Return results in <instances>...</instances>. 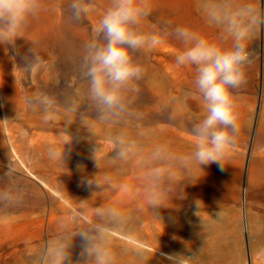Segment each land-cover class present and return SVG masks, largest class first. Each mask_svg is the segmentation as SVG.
I'll list each match as a JSON object with an SVG mask.
<instances>
[{"label":"rangeland","instance_id":"obj_1","mask_svg":"<svg viewBox=\"0 0 264 264\" xmlns=\"http://www.w3.org/2000/svg\"><path fill=\"white\" fill-rule=\"evenodd\" d=\"M67 2L45 0V11L32 23L24 37L17 40L15 47L11 50L0 47V51L7 52L17 73V77L4 75L0 81L7 107L2 108L0 102V192L12 190L20 194L18 202L9 204L0 201V205L3 203L10 208L35 210L28 214L0 211V264L18 262L26 256L31 262L43 264L41 255L35 252V246L41 243L44 247L46 241L56 235L58 221L68 216L70 211L74 212L80 201L87 202L89 213L98 206H118L130 218L132 231H116L115 240L140 251L147 264H161L160 258L163 256L158 250L156 217L146 216L150 210L145 207L140 194L135 164L125 166L123 170L108 166L96 168L90 158L93 147H98L105 158L113 151L108 130L104 125H96L94 131L89 132L80 124V113L95 121V111L86 96V84L79 77L82 45L90 38L107 0H98L95 13L80 23L70 22ZM251 2L264 11V0ZM151 5L152 12L145 21L146 27L155 26L160 31L170 32L176 26L184 25L210 39L218 35V29L208 22L202 12L200 0H151ZM179 48V43L169 38L158 48L139 54L146 74L140 82L135 101V106L144 117L140 122L141 129L150 132L153 141H162L164 136L166 141L176 146V150L178 148L177 151H181L186 144H192L188 134L190 125L203 115L201 102L189 95L193 88L194 69L177 67L174 62ZM249 51L251 62L246 68L247 82L235 90L239 105V131L235 146L223 168L213 163L207 171L209 179L217 174L223 179L225 193L238 186L241 199L238 205V231L234 237L227 238L228 258L224 264H252L253 261L248 246L252 236L246 229L242 192L249 163L257 158L255 153L258 149L255 150L253 146L260 136H264V26L254 31L249 40ZM38 76L47 82L48 89L44 93L56 97L58 105H61L60 112L46 115L41 110H32L27 104L21 106L19 103L23 87L24 91L30 92L28 98L43 93L41 90L34 91ZM74 103L79 108L75 115L67 111ZM69 120L72 121L70 124ZM62 131L73 136L72 144L67 146L69 154L64 167L51 161L47 155L48 147L57 143ZM78 165L84 166V172L79 170ZM106 171L112 176V182L95 193L81 183L85 173L102 175ZM182 186L188 189L187 185ZM262 204L264 198L260 197L256 205ZM79 244L77 238L73 260L78 258ZM184 256L190 257L192 252ZM121 264H135V258L125 257Z\"/></svg>","mask_w":264,"mask_h":264},{"label":"clouds","instance_id":"obj_2","mask_svg":"<svg viewBox=\"0 0 264 264\" xmlns=\"http://www.w3.org/2000/svg\"><path fill=\"white\" fill-rule=\"evenodd\" d=\"M97 7L98 0H68L70 22H82ZM200 7L208 22L218 29L215 39L184 25L170 32L146 27L145 21L152 12L151 0H107L90 38L82 45L79 77L86 84L95 121L80 113V124L89 132L96 125H104L113 149L105 158L94 146L90 158L96 168L123 170L135 164L140 194L149 210L168 207L178 186L183 193V182H191L185 177L193 168L203 172V166L213 163L223 168L236 143L239 105L235 90L247 82L249 40L254 31L264 26V11L251 0H200ZM45 8V0H0V46L15 47ZM169 38L180 45L174 57L176 66L194 69L189 95L197 98L203 108L202 117L189 128L192 144L182 152L169 141H153L150 132L141 129L144 117L135 106L146 74L139 54L158 48ZM26 103L46 115L59 110L56 97L46 93L28 98ZM78 110L75 103L67 109L73 115ZM72 142L73 136L62 131L57 143L48 147V158L64 167L69 154L67 146ZM78 168L84 172L83 165ZM111 182L107 171L102 175L85 173L81 178L92 193ZM19 200L18 192H0V201L12 204ZM201 204L196 201L198 209ZM130 223L118 206H98L89 213L87 202L80 201L74 212L58 221L56 235L46 241L40 254L43 264H121L128 256L135 258V264H147L140 251L114 238L116 231L131 233ZM77 238L80 252L73 260ZM178 256L171 257L172 264H184Z\"/></svg>","mask_w":264,"mask_h":264},{"label":"bare ground","instance_id":"obj_3","mask_svg":"<svg viewBox=\"0 0 264 264\" xmlns=\"http://www.w3.org/2000/svg\"><path fill=\"white\" fill-rule=\"evenodd\" d=\"M19 62L22 63L21 59ZM13 64L8 57L7 52L5 50L0 51V81H2L4 75L17 77V73L13 69ZM47 75H49V73H47ZM40 76L37 77L38 80L35 84L34 91L40 92L41 90L44 93L47 91L48 86L46 84L47 82H44ZM7 82H9V80ZM10 86L12 85L10 84ZM22 89L23 90L20 92L23 93V96L20 97L21 102H19L21 106L27 104L26 100L30 93H28L27 90L24 91V87ZM4 95L5 92L0 85V102L1 105H3V107H1L7 109ZM59 107H61V105ZM5 111L7 112V110ZM41 117H43V115ZM165 134L167 135L168 133L165 132ZM164 138L165 137L163 136L161 140L166 141ZM190 146V143L188 145L186 144V147L182 150L180 149L181 152L188 150ZM253 148L255 150L258 149V152L255 153L257 158L252 159L249 163L246 184L242 192V199L246 229L249 235L252 236V240L248 243L249 249L252 252V264H264V204L259 206L256 205V201H258L260 197H262V199L264 198L263 135L258 138V141L255 142ZM209 166L211 167V165L203 166V172L198 168H193L190 175L185 177V179H189L193 183L184 181L183 184L187 185L188 189H183V193L179 190L178 186L177 195L174 196L172 200L168 201V207H162L146 212L148 218L156 217V226L159 233L158 250L163 256V258H160L161 264H172L171 257L176 254H179L177 259L183 260L184 264H224L228 258L227 249L229 243L227 242V238L228 236L234 237L235 234H237L239 227L238 205L239 201L241 202V199L239 200V189L238 186L235 185L230 192L226 191V194L224 181L218 174L209 179L207 175ZM213 171L215 172V170ZM216 172L218 171L216 170ZM196 201L202 202L200 209L197 208ZM40 202H42L41 199ZM2 205H0V211L4 213L20 212L22 214H28L29 212L35 211L32 208L15 209ZM198 211L199 213L197 215L196 213ZM235 242L236 238L233 243L235 244ZM42 249L43 244L41 243L35 246V252L39 255L41 254ZM187 252H192V256L185 257L184 254ZM35 262L36 261L31 262L29 257L26 256L18 262L10 264H37Z\"/></svg>","mask_w":264,"mask_h":264}]
</instances>
